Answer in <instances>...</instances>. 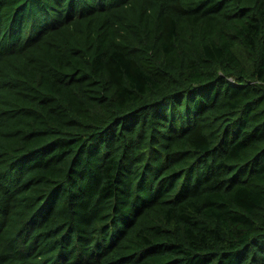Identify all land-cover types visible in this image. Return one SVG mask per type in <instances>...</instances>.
<instances>
[{"label":"trees","instance_id":"obj_1","mask_svg":"<svg viewBox=\"0 0 264 264\" xmlns=\"http://www.w3.org/2000/svg\"><path fill=\"white\" fill-rule=\"evenodd\" d=\"M0 264H264V0H0Z\"/></svg>","mask_w":264,"mask_h":264}]
</instances>
